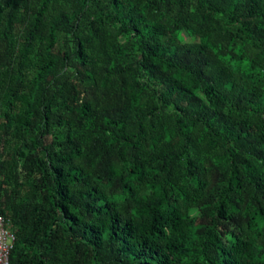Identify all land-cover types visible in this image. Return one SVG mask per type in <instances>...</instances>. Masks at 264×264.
Here are the masks:
<instances>
[{
  "label": "trees",
  "instance_id": "1",
  "mask_svg": "<svg viewBox=\"0 0 264 264\" xmlns=\"http://www.w3.org/2000/svg\"><path fill=\"white\" fill-rule=\"evenodd\" d=\"M0 215L8 264H264V0H0Z\"/></svg>",
  "mask_w": 264,
  "mask_h": 264
},
{
  "label": "built area",
  "instance_id": "2",
  "mask_svg": "<svg viewBox=\"0 0 264 264\" xmlns=\"http://www.w3.org/2000/svg\"><path fill=\"white\" fill-rule=\"evenodd\" d=\"M13 239V235L8 229L7 219L0 215V264H8Z\"/></svg>",
  "mask_w": 264,
  "mask_h": 264
},
{
  "label": "rangeland",
  "instance_id": "3",
  "mask_svg": "<svg viewBox=\"0 0 264 264\" xmlns=\"http://www.w3.org/2000/svg\"><path fill=\"white\" fill-rule=\"evenodd\" d=\"M184 38L186 39V37L184 36ZM187 40H189V39H187Z\"/></svg>",
  "mask_w": 264,
  "mask_h": 264
}]
</instances>
